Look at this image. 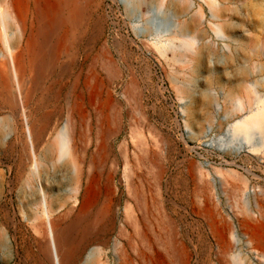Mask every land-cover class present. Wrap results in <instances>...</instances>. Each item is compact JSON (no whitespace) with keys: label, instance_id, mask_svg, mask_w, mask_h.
Returning a JSON list of instances; mask_svg holds the SVG:
<instances>
[{"label":"rangeland","instance_id":"rangeland-1","mask_svg":"<svg viewBox=\"0 0 264 264\" xmlns=\"http://www.w3.org/2000/svg\"><path fill=\"white\" fill-rule=\"evenodd\" d=\"M98 1L71 53L60 54L56 68L43 72L41 90L48 98L30 108L33 116L63 125L74 84L86 77L94 84L103 57H112L117 75L111 90L119 103L106 108V148L95 152L96 116L88 103L85 135L77 141L88 150L86 161L74 160L72 140L53 164L44 144L31 160L24 124L11 133V111L0 109V264H41L25 217L35 212L36 201L18 189L33 166L61 215L72 205L64 172L78 167L100 174L98 201L110 204L109 246L87 264H141L137 250L165 252L160 237L184 247L185 264H264V253L242 227L248 219L264 238V129L250 123L264 108V0H130L139 20L120 0ZM153 5L174 23L171 31L149 22ZM0 22L6 27L1 46L17 44L6 16ZM131 79L135 105L124 94ZM140 138L151 146L154 165L136 161ZM225 223L232 245L222 255L218 232ZM142 226L150 247L141 242Z\"/></svg>","mask_w":264,"mask_h":264},{"label":"bare ground","instance_id":"bare-ground-1","mask_svg":"<svg viewBox=\"0 0 264 264\" xmlns=\"http://www.w3.org/2000/svg\"><path fill=\"white\" fill-rule=\"evenodd\" d=\"M120 2L129 8V14L135 20L141 18V14L135 12L130 0ZM98 4V0H82L80 4L75 0H0V16H6L18 34L17 44L5 48L0 44V109L8 108L11 111L9 117L13 126L11 133L16 134L17 126L20 123L24 124L31 160L37 158L39 148L44 144L45 153L53 164L56 155L61 154L72 140L74 160L85 162L88 150L77 145V141H81L85 135L83 123L88 103L93 107L96 116L95 152H101L106 148L103 141V129L107 121L106 108L119 103L111 90L112 78L117 75V66L112 57H103L101 63L103 73L92 75L94 84H91L89 77L74 84L63 125H52L48 116L42 118L33 116V108H30L33 101L39 106L48 98L49 93L41 90L43 72L56 68L52 64L58 60L60 54L71 53V47L81 40L86 32L90 10ZM158 11V7L153 5L149 22L157 23L156 30L171 31L174 23L170 19L160 17ZM5 29L0 22V43L5 37ZM135 89V81L131 79L124 93L130 105L137 104ZM250 121L264 129V108ZM11 133L9 132L6 137ZM122 148V153H125V145H122ZM137 148L138 164L154 165L151 146L145 147L140 138ZM91 163L95 165L94 156ZM156 168L157 178L160 179L163 168L161 165H157ZM36 171L33 166L29 175L25 177L22 175L23 179L21 178L18 189L20 192L22 188L25 189L28 199L36 201L35 212L25 217L33 229L41 264H87L94 254H105L109 246L108 240H104V235L110 230V204L102 205L98 201L101 191L100 174L90 170L85 172L78 167L64 172V177L71 183L69 199L72 205L61 215L59 212L61 213L63 208L53 206L43 187L42 178ZM112 177L110 174L109 179ZM112 193V186L107 184L106 200H110ZM39 206L42 207L41 213L38 212ZM242 227L250 234L252 245L264 253V238L260 227L248 219L242 220ZM229 229V224L225 223L224 230L218 232L222 255H225L232 245L226 234ZM140 235L141 242L150 247V238L148 232L143 230V226ZM163 238L165 237H160L159 241L163 243L164 253L151 248L150 252L137 250L136 255L141 264L186 263L184 247L181 248L173 239ZM88 245H91L90 248L81 258ZM112 247L114 251L118 248L117 239L112 243ZM125 260L126 262L131 260L130 255H126Z\"/></svg>","mask_w":264,"mask_h":264}]
</instances>
